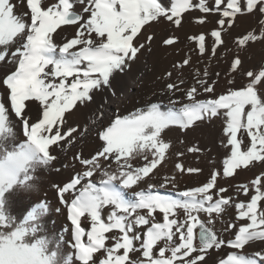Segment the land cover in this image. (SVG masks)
I'll return each mask as SVG.
<instances>
[{
    "label": "bare ground",
    "instance_id": "bare-ground-1",
    "mask_svg": "<svg viewBox=\"0 0 264 264\" xmlns=\"http://www.w3.org/2000/svg\"><path fill=\"white\" fill-rule=\"evenodd\" d=\"M159 1L170 14L146 25L129 49L123 36L135 33L126 30L134 22L125 18L136 8L132 0H0V68L14 65L1 87L8 111L0 106V264H48V257L57 264L67 256V237L75 264H157L137 249L152 251L160 238L165 245L157 259L171 264L178 211L205 209L218 215L233 203L264 201V154L246 160L243 140L250 136V125L264 116L254 110L245 119L249 104L264 94V46L231 71L227 59L217 57V48L206 51L201 40V55L193 56L185 40L211 29L212 21L236 24L253 18L257 11L233 17L220 12L250 9L256 0H231L227 8L221 0H206L213 12L190 11L195 0ZM259 8L264 10V1ZM252 43V48L258 44ZM123 53H128L126 60L109 70ZM237 54L231 52L232 65ZM204 70L207 75L201 74ZM232 79L235 83L229 84ZM17 91L21 94L14 96ZM224 96L240 101L229 103ZM228 103L234 106L219 109ZM5 111L20 125L18 133L9 130ZM200 116L223 123L212 137L221 160L215 173L201 170L193 156L191 163L200 168L187 169L191 157L182 150L197 145L192 136L162 134L189 128ZM251 138L258 147L251 154L257 155L264 144ZM92 145L95 169L90 172L80 163L62 177L67 181L63 188H52L46 165L70 166ZM106 176L118 181L114 190L103 189ZM79 195L88 199L72 221L70 205ZM218 199L227 200L226 207L210 209ZM260 206L252 216L245 215L246 206L235 210L238 218L227 246L208 248L205 258L193 264H217L232 256L234 262L264 264V259L257 262L264 234L241 250L229 247L238 232L264 226L258 221ZM184 220L187 233L195 219ZM76 226L85 227L82 245L75 241ZM13 233L20 236L17 244ZM185 245L192 248L190 242ZM81 249L88 251L85 262L78 256Z\"/></svg>",
    "mask_w": 264,
    "mask_h": 264
},
{
    "label": "rangeland",
    "instance_id": "rangeland-1",
    "mask_svg": "<svg viewBox=\"0 0 264 264\" xmlns=\"http://www.w3.org/2000/svg\"><path fill=\"white\" fill-rule=\"evenodd\" d=\"M132 1L135 2L136 8L134 9V11L132 12V14L130 16H127L125 18L127 19L130 17L132 20H134V22H132V23L130 22L128 25V28L126 30L133 31L135 33L132 35L131 38L128 37V36H131L130 34H125L123 36V38L126 39V41L124 42V47L129 48V49L133 48V44H134V41L136 40V37L141 33V31L146 27V25L154 22L155 20L165 18L168 14H170V10L168 11L159 0H132ZM205 1L206 0H204V1L195 0L190 5V8H189L190 11L202 10V11L213 12L214 9L210 5L211 2H209V5L207 7V5H205L206 4ZM262 1H264V0H259V1L256 0L254 3V6L252 8L242 9L238 13H237V11L231 12V13L220 12L221 14L225 13L226 15L233 17L235 13H236L235 15H237V14L238 15L239 14L248 15V14H251V13L257 11V14H255V16L253 18H251L247 21H244V22L239 21L236 24L232 20L226 21L225 23L220 22V21H212V25L213 24L216 25V26L211 25L213 28L211 27V29L203 30V32L199 35H195L192 37H186L187 38V39H185L186 40V46H188L187 48H188V51L190 52V54L193 56H195V55L200 56L201 55V49L197 46V44L200 43L201 40H204L207 43V49L208 50H206V51H209L210 48H212V49L217 48L216 49V51L218 53L217 57L227 59V60H224V59L223 60H224L225 65L228 66L227 68L231 69V71L235 70L234 67L238 66V64L240 63V59L241 60L246 59V56H250V57L255 58L257 56L256 54H258L259 49L264 46V41L261 42V40H260V39L264 40V17L262 15V14H264V10L259 8ZM139 3L142 7H141V10L139 12H137ZM220 3L224 8H227L228 6L231 5L232 2H231V0H221ZM226 4H228V5H226ZM232 6H234V4H232ZM115 8L118 10L119 5H116ZM34 11H36V10H34ZM115 31L122 33V29L120 32L119 28H116ZM212 36H213V38L219 37L221 41H218L219 43L218 42L214 43L212 40ZM258 39H259V41L257 42ZM255 42L258 44H256ZM259 42H260V44H259ZM251 43L256 44V46H253V48H252ZM231 52L236 53V54L238 53L237 55H239V56L232 58V60H235L234 65H232L233 63L230 62L231 61ZM127 56H128V53H123V54H120L117 57H115V59L111 62L112 64L108 67V69L110 70L115 65L122 63L124 60H126ZM254 61H258V60H254ZM7 69L13 70L14 65L7 64V65H3L0 68V91H1L0 92V106L2 108H4V110L8 111L6 99H5V96L3 95L2 90H1V87L3 85L2 79H3L4 75L6 74V72L8 71ZM201 74L207 75V70L202 71ZM99 81H101V80L99 79ZM234 83H235L234 79H232L229 82V84H234ZM251 92H250V95H251ZM247 93H248V91L247 92L244 91L242 96L244 94H247ZM258 96L259 97H257L256 101L259 104L256 105V101L255 102L253 101V104L251 103L247 107V109H246L247 111H246V115H245L246 120H248L249 114L254 110H258L259 112L264 113V94L261 93ZM224 97H225V99L227 98L229 100V103H233V102L238 103L240 101L239 98L234 97V96H227V97L224 96ZM201 102H203V101H201ZM229 103L226 106H219V109L224 110L227 107L234 106L233 104L229 105ZM243 105H245V103H243ZM11 116H10V114H8L5 111V117H6L7 126L9 128V130L11 132L18 133L20 125ZM221 124L223 126V123L220 120H219V122L216 121V119H214V117L200 116L199 118H197V120L192 125L193 127L195 126L194 127L195 129H193L192 126H189V128H178V129H173L171 131H162V134H165V135L167 134L171 138H175L177 135L179 137H181L182 135L192 136L196 140L195 144H197V145L196 146H190L189 144H186L187 146L183 147L182 151L186 155H189L190 157L193 156V159H195L194 157H196L197 161L201 165H203V167H201V170L203 169L205 172H208V173H215V172H218V170H219L221 160H220V153L218 152V150L214 149V145H213L214 144L213 143L214 138H212V137H213V134H215V132L221 127ZM247 132H248V136L250 134L251 137H254V139L255 138L258 139L261 142V144L262 143L264 144V116H263V119L261 121H258L256 123L255 122L252 123L250 125V129L247 130ZM250 136H249V138L248 137L246 138V136H244V138H243L244 143H245L244 144V150L246 148L248 149L247 151L245 150V152H244L245 153V159L248 161H250L252 159V157L257 158V156H259L260 154H262V153L264 154V149L263 150L259 149V153L257 155L251 154L252 150L257 149L258 147H254L255 146L253 144L254 142L251 141L253 139ZM252 147H254V149ZM93 148H94V145H92V147L90 146L89 148H87L85 155H82L80 158L74 159L73 163L70 166H66L64 168H55L53 166H50V164H48L49 166L46 165V167H47L46 173L53 178L52 188H54V189L55 188L58 189L61 187L63 188L67 184V181L63 180L62 177L66 176L67 174L68 175L71 174L72 171L75 170L76 166L80 165V163H83V165H86L85 168L87 170H89L90 172L93 171V169H95L94 168L95 167L94 161H93L94 167L91 166V164H92V160H94L96 153H97L95 149L93 150ZM191 151H193V152H191ZM186 162H187V169L189 171H195L198 168H200V166L198 165V168L196 169L194 167V165L191 163L192 157L190 160H186ZM201 162H204V164ZM100 171L104 172L106 170L101 169ZM106 178L109 181H113V182L118 183V181H116V180L114 181L113 180L114 178H112L111 176H106ZM251 200H252V198H251ZM205 202L210 203L211 201L209 198H206ZM214 203H216L215 206L212 204L210 209H213V208L218 209L221 207L222 208L226 207L227 200L218 199ZM248 203H250V204H248ZM235 204L234 203L231 204L229 206V208H227L226 212H224L223 214H218V215H215V214L211 215L205 209H201L200 211H196V212H187V211L182 210V209H181L182 211L181 210H180V212L178 211V215H179L178 218L179 219L178 218L175 219L178 226H176L174 229L175 234L173 233L174 238L175 237L176 238L175 239L173 238V240H171L172 244H170V246H172L173 251H174V252L171 251V253L169 254L170 263L171 264H179V262H181V264H191V263L193 264L195 261H199L200 259L205 258V255L203 254V252H205V250H207L208 248L212 249L215 247L227 246L226 239L230 236L229 233L232 231V228L234 226V222L238 218V216H237L238 213H236L235 210L238 212L242 211L246 206V209L244 212L245 215L246 216H252L259 210V205L261 204L260 209L262 211L260 210V212H259V215L260 214L261 215L259 216L258 221L260 223H264V201L259 202V203L249 201L245 205L243 203L236 204V205ZM200 206H202V205L200 204ZM183 216L184 217L191 216L195 219L194 224H190V225L188 224L187 233H186V230L184 231V229L186 228V226H185L186 221L184 220ZM1 217L2 216H0V220L3 222ZM134 217L137 219H140V218H142V215L141 214H134ZM178 220L180 221L179 223H178ZM200 224H203L207 229L211 230L212 233L214 234L215 243L213 246L205 247L199 241V225ZM122 225H124V224H118V227H122ZM193 227H195V231H193ZM256 229H255L256 230L255 232H245V231L238 232L235 236V239L233 240L235 243V246H234V243H232L229 245V247L232 249H239L240 248V250H241L248 245V242L262 238L260 236V234H264V226H259ZM14 235L15 234L13 233V236ZM15 236H17L16 237V244H17L18 240L20 239V236L19 235H15ZM70 240H71L70 237H67V239H66V246L68 249L67 256L64 254L65 255L64 259L58 261L57 264H67V263L68 264H75L71 260V254L73 253V250H72V246L70 244ZM174 240H176V241H174ZM10 242L14 245L12 240ZM187 242L192 243V248L185 249L186 248L185 244ZM163 244L165 245V240L160 238V239H158L157 243L155 244L154 250L149 251L150 253L146 252V251L144 252L143 250L141 251L140 249H137V251L142 252L141 253L142 256L147 255L148 258H151L150 260L154 259L153 263H157V264L159 263L160 264L159 260L157 259V254H158L157 252H159V253L162 252L159 249H162V247L164 246ZM16 248L17 247L12 246L13 251H15L16 254H18L19 252H18V250H15ZM188 249H190V250L188 251ZM46 255L48 257V254H46ZM257 257H258V259H257L258 263L263 261L264 252L257 253ZM193 258H194V261H193ZM48 259H49L48 264H53V261L51 260V258L48 257ZM241 259L245 261L244 258H241ZM16 264H18V263H16ZM44 264H45V261H44ZM217 264H243V262L242 261L234 262L233 256H232V257H225V258L219 260V262ZM244 264H245V262H244Z\"/></svg>",
    "mask_w": 264,
    "mask_h": 264
},
{
    "label": "water",
    "instance_id": "water-1",
    "mask_svg": "<svg viewBox=\"0 0 264 264\" xmlns=\"http://www.w3.org/2000/svg\"><path fill=\"white\" fill-rule=\"evenodd\" d=\"M199 241L205 247H211L215 243V236L211 230L207 229L203 224L199 225Z\"/></svg>",
    "mask_w": 264,
    "mask_h": 264
},
{
    "label": "trees",
    "instance_id": "trees-1",
    "mask_svg": "<svg viewBox=\"0 0 264 264\" xmlns=\"http://www.w3.org/2000/svg\"><path fill=\"white\" fill-rule=\"evenodd\" d=\"M141 5H140V3H139V6H138V9H137V12H139L140 10H141Z\"/></svg>",
    "mask_w": 264,
    "mask_h": 264
}]
</instances>
